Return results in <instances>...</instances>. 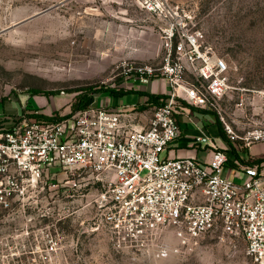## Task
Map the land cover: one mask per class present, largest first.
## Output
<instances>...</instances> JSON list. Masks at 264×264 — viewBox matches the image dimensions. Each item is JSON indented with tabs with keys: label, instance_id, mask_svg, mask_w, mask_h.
<instances>
[{
	"label": "rangeland",
	"instance_id": "374dc122",
	"mask_svg": "<svg viewBox=\"0 0 264 264\" xmlns=\"http://www.w3.org/2000/svg\"><path fill=\"white\" fill-rule=\"evenodd\" d=\"M168 1L227 63L233 105L262 97L264 0ZM157 22L135 0H0V101H17V115L33 105L47 117L72 113L80 99L101 107L111 90H129V68L160 64ZM7 111L0 104V120ZM101 179L111 177L50 172L0 209V264H253L245 240L221 227L188 247L164 229L144 249L119 248L100 223Z\"/></svg>",
	"mask_w": 264,
	"mask_h": 264
},
{
	"label": "built area",
	"instance_id": "2783aa9c",
	"mask_svg": "<svg viewBox=\"0 0 264 264\" xmlns=\"http://www.w3.org/2000/svg\"><path fill=\"white\" fill-rule=\"evenodd\" d=\"M135 1L157 19L163 56L158 65L129 68V79L142 84L166 80L170 91L165 104L142 130L121 112L95 103L61 120H38L30 112L1 119L0 209L10 210L12 201L50 172L103 175L111 179H101L108 187L100 223L119 248L144 249L164 229H174L180 244L188 247L221 227L245 240L253 264H264L261 166H245L237 182L225 175L228 156L223 150L205 164L165 156L181 136L185 105L216 113L229 140L245 147L264 143V126L240 136L226 123L221 100L231 90L229 67L190 14L168 0ZM260 94L264 98V91Z\"/></svg>",
	"mask_w": 264,
	"mask_h": 264
},
{
	"label": "crops",
	"instance_id": "0c3cea01",
	"mask_svg": "<svg viewBox=\"0 0 264 264\" xmlns=\"http://www.w3.org/2000/svg\"><path fill=\"white\" fill-rule=\"evenodd\" d=\"M123 87H129L130 93L123 96L106 94L97 101L102 99V106L113 112H121L135 129L148 128L155 109L162 103L161 100L152 96L168 97L170 91L168 82L162 79L152 80L147 84L130 82ZM118 91L115 90L117 93ZM130 94L139 96L138 104H125L126 96ZM16 102L0 101L4 107H8V111L4 112V118L18 114V110L13 109ZM221 104L225 111L226 123L231 125L240 136L246 129L264 126L263 97L252 100L243 96L240 103L233 105L227 93L221 100ZM180 127L181 136L169 146L166 157L194 158L205 164L210 162L216 150H223L229 157L225 175L233 177L237 182L241 181L244 167L248 163L264 160V143L245 147L242 141H230L220 117L214 112L185 105L180 116ZM261 169L264 171V162L261 164Z\"/></svg>",
	"mask_w": 264,
	"mask_h": 264
},
{
	"label": "trees",
	"instance_id": "16d2710c",
	"mask_svg": "<svg viewBox=\"0 0 264 264\" xmlns=\"http://www.w3.org/2000/svg\"><path fill=\"white\" fill-rule=\"evenodd\" d=\"M109 92V91H108ZM35 94H38V92H34ZM111 95H115V94H118V95H126V94H129L130 92H115V91H110L109 92ZM152 98H157L159 100H161V105L165 104V100L167 99V97H164V96H152ZM85 106L83 105L82 103V99H80V102L78 103V105L74 108L73 110V113L80 110V109H83ZM26 110L27 112H30L29 113V116L32 117V118H35V119H38V120H46V121H54L55 119H63L61 117H59L58 115H54L53 117H47V116H43V115H39L37 114L36 112L38 111L36 109V107H34L33 105H29L26 107ZM225 137V136H224ZM235 153V152H234ZM235 155L237 156V153H235ZM264 162V160H261V161H257V162H250L247 164V166H254V165H258V166H261V164ZM228 163H229V157H228ZM227 163V164H228Z\"/></svg>",
	"mask_w": 264,
	"mask_h": 264
}]
</instances>
